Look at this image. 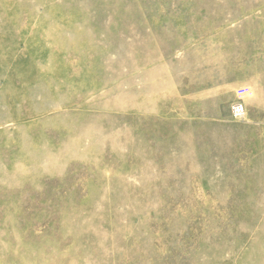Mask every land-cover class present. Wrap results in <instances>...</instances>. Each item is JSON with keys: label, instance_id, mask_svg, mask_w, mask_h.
<instances>
[{"label": "rangeland", "instance_id": "obj_1", "mask_svg": "<svg viewBox=\"0 0 264 264\" xmlns=\"http://www.w3.org/2000/svg\"><path fill=\"white\" fill-rule=\"evenodd\" d=\"M0 264H264V0H0Z\"/></svg>", "mask_w": 264, "mask_h": 264}, {"label": "built area", "instance_id": "obj_2", "mask_svg": "<svg viewBox=\"0 0 264 264\" xmlns=\"http://www.w3.org/2000/svg\"><path fill=\"white\" fill-rule=\"evenodd\" d=\"M250 94L249 88L239 90L237 101L232 106V113L236 118H244L246 114L245 98Z\"/></svg>", "mask_w": 264, "mask_h": 264}]
</instances>
